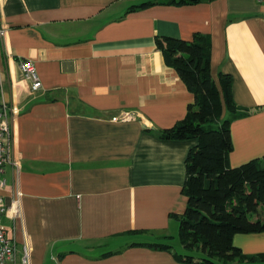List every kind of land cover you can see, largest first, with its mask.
I'll use <instances>...</instances> for the list:
<instances>
[{
	"label": "crops",
	"instance_id": "crops-1",
	"mask_svg": "<svg viewBox=\"0 0 264 264\" xmlns=\"http://www.w3.org/2000/svg\"><path fill=\"white\" fill-rule=\"evenodd\" d=\"M164 1L0 0V105L12 116L14 158L0 197L17 245L7 264H21L24 244L29 264H185L173 257L185 251L176 216L196 142L159 135L194 99L156 37L209 40L211 78L219 86L220 74L231 77L245 113L230 124L229 166L264 159V3ZM23 60L35 66L37 91ZM123 114L131 120L112 121ZM232 242L244 255L264 254V233ZM154 243L170 249L143 246Z\"/></svg>",
	"mask_w": 264,
	"mask_h": 264
},
{
	"label": "trees",
	"instance_id": "trees-1",
	"mask_svg": "<svg viewBox=\"0 0 264 264\" xmlns=\"http://www.w3.org/2000/svg\"><path fill=\"white\" fill-rule=\"evenodd\" d=\"M200 1L165 0L163 4L182 6ZM153 4L142 3L131 9ZM155 44L164 64L176 72L194 99L184 118L159 135L166 141L196 142L185 159L182 194L186 207L176 216L178 238L185 251L173 257L185 264L264 263V254L244 255L232 242L235 235L264 233V159L229 166L230 124L245 116L244 112L237 113L231 77L220 74L219 86L212 80L210 43L200 34L190 40L156 37ZM224 109L229 114L227 119H222ZM143 246L170 249L158 243Z\"/></svg>",
	"mask_w": 264,
	"mask_h": 264
},
{
	"label": "built area",
	"instance_id": "built-area-1",
	"mask_svg": "<svg viewBox=\"0 0 264 264\" xmlns=\"http://www.w3.org/2000/svg\"><path fill=\"white\" fill-rule=\"evenodd\" d=\"M264 3V0H256ZM5 35V29L0 26V39ZM23 79L30 85L31 91H37L41 87L35 66L30 61H20L18 64ZM131 120V116L123 114L112 118V121L125 122ZM13 130L12 116L9 110L0 105V189L4 185L3 174L6 166L14 164L13 161ZM5 213V206L0 197V264H7L15 261L17 245L12 236L8 235L6 228L2 224V216ZM21 264H29V249L24 244L21 245Z\"/></svg>",
	"mask_w": 264,
	"mask_h": 264
},
{
	"label": "rangeland",
	"instance_id": "rangeland-1",
	"mask_svg": "<svg viewBox=\"0 0 264 264\" xmlns=\"http://www.w3.org/2000/svg\"><path fill=\"white\" fill-rule=\"evenodd\" d=\"M228 116H226L225 118H222V119H227ZM196 255H199V256H196ZM193 256H195V258L197 257H200V254L199 253H193ZM218 264H223L222 262H219Z\"/></svg>",
	"mask_w": 264,
	"mask_h": 264
}]
</instances>
